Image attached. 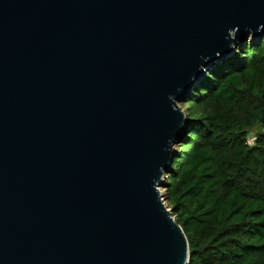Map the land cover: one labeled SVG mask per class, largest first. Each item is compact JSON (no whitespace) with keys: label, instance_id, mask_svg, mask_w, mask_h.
I'll return each mask as SVG.
<instances>
[{"label":"water","instance_id":"water-1","mask_svg":"<svg viewBox=\"0 0 264 264\" xmlns=\"http://www.w3.org/2000/svg\"><path fill=\"white\" fill-rule=\"evenodd\" d=\"M263 35L264 0H0V264H186L178 101Z\"/></svg>","mask_w":264,"mask_h":264},{"label":"trees","instance_id":"trees-1","mask_svg":"<svg viewBox=\"0 0 264 264\" xmlns=\"http://www.w3.org/2000/svg\"><path fill=\"white\" fill-rule=\"evenodd\" d=\"M178 103L184 124L160 186L186 264H264V35L210 66Z\"/></svg>","mask_w":264,"mask_h":264},{"label":"rangeland","instance_id":"rangeland-1","mask_svg":"<svg viewBox=\"0 0 264 264\" xmlns=\"http://www.w3.org/2000/svg\"><path fill=\"white\" fill-rule=\"evenodd\" d=\"M182 98H184V97H182ZM178 105L180 106V104L178 103ZM180 108H182L181 106H180ZM255 129V127L254 126H252V127H250V129H249V133H248V135H247V138H251V139H253V130ZM159 191L160 192H162L163 191V188L161 187V186H159ZM165 203V202H164ZM167 207V206H166ZM168 208V207H167Z\"/></svg>","mask_w":264,"mask_h":264},{"label":"built area","instance_id":"built-area-1","mask_svg":"<svg viewBox=\"0 0 264 264\" xmlns=\"http://www.w3.org/2000/svg\"><path fill=\"white\" fill-rule=\"evenodd\" d=\"M248 142H249V143H252V142H253V139L248 138Z\"/></svg>","mask_w":264,"mask_h":264}]
</instances>
